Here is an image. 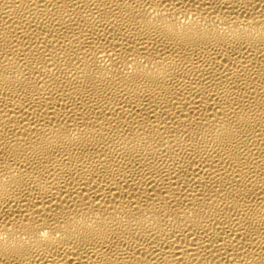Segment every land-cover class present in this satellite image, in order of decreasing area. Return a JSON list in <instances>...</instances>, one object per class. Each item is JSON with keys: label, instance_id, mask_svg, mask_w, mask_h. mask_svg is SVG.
Listing matches in <instances>:
<instances>
[{"label": "bare ground", "instance_id": "1", "mask_svg": "<svg viewBox=\"0 0 264 264\" xmlns=\"http://www.w3.org/2000/svg\"><path fill=\"white\" fill-rule=\"evenodd\" d=\"M0 264H264V0H0Z\"/></svg>", "mask_w": 264, "mask_h": 264}]
</instances>
